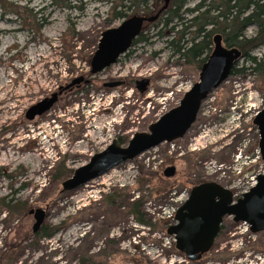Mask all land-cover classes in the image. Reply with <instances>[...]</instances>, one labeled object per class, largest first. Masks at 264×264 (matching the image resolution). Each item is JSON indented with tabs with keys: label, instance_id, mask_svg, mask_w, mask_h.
<instances>
[{
	"label": "rangeland",
	"instance_id": "1",
	"mask_svg": "<svg viewBox=\"0 0 264 264\" xmlns=\"http://www.w3.org/2000/svg\"><path fill=\"white\" fill-rule=\"evenodd\" d=\"M125 1L80 0L70 4L75 9L50 6L59 0L0 3V261L12 243L21 245L14 253L15 264H67L62 258L70 248L67 257L76 264L79 246L86 257L103 253L96 260L102 264H123L131 259L181 264L183 259L172 252L164 225L175 224L173 214L192 188L214 182L239 197L251 178L264 175L257 142L246 136L238 150L229 144L234 134L257 135L252 131L251 115L264 107V77L247 71L232 75L203 104L198 116L203 126L193 134L196 142L187 150L186 160L177 159L185 149L164 144L75 192L62 193V184L109 147L116 136L120 135L127 147L135 135L148 133L199 80L198 62L173 54L170 35L173 29L180 33L187 28L183 37L177 35L176 39L189 48L197 29L190 28L194 16L182 14L211 0H189L180 12L182 18L168 27L163 23L145 27L146 41L135 45L130 57L126 54L116 65L91 74V60L102 34L123 22L116 18L118 13L153 15L161 7L160 0H146L150 12L144 4L128 10ZM36 14L45 21H36ZM28 16L35 18L29 20ZM211 30L208 27L206 31ZM258 32L257 26L242 30L246 40ZM247 52L264 60V43ZM248 68L246 58L236 65L238 71ZM81 78L90 83L74 84ZM33 80L43 88L27 97L18 96L31 88ZM108 80L126 84L104 89ZM141 80L150 82L146 94L136 89ZM62 90L60 101L49 113L34 121L26 119L32 106ZM241 105L244 111L252 108L245 114ZM215 118L226 126H211ZM169 167L176 168L173 178L164 176ZM109 202L116 206L109 207ZM36 209L47 213L43 226L57 232L52 241L40 243L39 251L32 237L35 221L29 216V211ZM135 213L147 220L151 217L153 226L137 223ZM223 226L218 245L199 264H264V232L252 235L248 227L235 224L232 218H226ZM109 241L114 246L107 247ZM54 249L60 253L53 255Z\"/></svg>",
	"mask_w": 264,
	"mask_h": 264
},
{
	"label": "water",
	"instance_id": "2",
	"mask_svg": "<svg viewBox=\"0 0 264 264\" xmlns=\"http://www.w3.org/2000/svg\"><path fill=\"white\" fill-rule=\"evenodd\" d=\"M163 1V6L155 15L132 16L124 20L119 27L102 34L98 49L91 60L92 75L100 74L116 65L118 60L129 52L144 26L156 22L172 2ZM214 42V50L202 68L200 82L184 96L177 108L164 114L151 125L148 133L135 135L127 147H122L118 141H114L105 151L94 155L87 165L76 170L73 176L62 184V193L75 192L120 165L133 161L164 143L182 138L196 122L205 99L227 81L237 63L244 57L237 48L224 49L220 35L215 37ZM118 86L119 84L114 85ZM149 86V80L136 83L140 94H146ZM58 101L57 93L42 100L26 112V119L34 121L44 116ZM254 123L260 130V151L264 160V112ZM175 175L174 167L164 171L165 178H173ZM29 216L35 221L32 228L35 235L43 227L47 213L36 209L29 211ZM225 218H232L237 224L248 225L254 235L264 232V176H259L257 185L236 203L233 193L216 183H204L194 187L188 200L178 209L175 224L168 228L167 234L174 238L176 250L184 255L187 261L196 262L213 247Z\"/></svg>",
	"mask_w": 264,
	"mask_h": 264
},
{
	"label": "trees",
	"instance_id": "3",
	"mask_svg": "<svg viewBox=\"0 0 264 264\" xmlns=\"http://www.w3.org/2000/svg\"><path fill=\"white\" fill-rule=\"evenodd\" d=\"M6 0H0V3H4ZM80 2V0H59V2H52L50 6L55 7L60 4L66 8L75 9V7H71V3ZM124 1V0H122ZM126 4H129L128 10L130 7L140 8L143 4L147 6V11L150 12L148 1L146 0H126ZM189 0H173L169 6V8L160 16V18L152 24L146 25V27H157L160 23H163L165 27H168L176 20H180L182 17L180 15L181 10L188 4ZM140 6V7H139ZM4 8V7H3ZM125 8V7H124ZM145 12V10H142ZM12 14H17L16 12ZM31 14V12H30ZM36 21L44 22L45 19L43 17L37 18ZM42 15V13H39ZM182 15H191L194 16L189 22L191 23L190 28L197 29L196 37L190 43V47L180 46L181 40H177V35H182L187 31L176 32L175 29L171 31L172 40L169 42L170 48L173 50V54H183V56L193 57L194 59L201 58L205 53L209 52V46L211 45V37L213 35H222L225 41V44L229 48H237L239 49L244 58H246L250 62V68L245 70H237L236 67L233 69L231 76L236 74H245V72L249 71L253 76L264 77V60H258L256 58H252L248 55L247 50L250 48H255L257 44L264 40V0H211L208 5H206V1L198 6L196 9L188 10L187 13H183ZM212 15H215L214 17ZM32 16H28L29 20H32ZM143 16H151V15H143ZM168 17L165 19V17ZM118 20H125L129 18L127 13H118L116 15ZM35 21V20H34ZM36 26L38 22H34ZM28 26L30 25L27 24ZM41 25V24H40ZM247 26H257L259 28V32L261 35L250 40H246L243 36L242 30ZM208 27H212V30L208 33L206 32ZM145 29V28H144ZM144 29L140 36L133 42L132 47L137 45L140 42L146 41L144 37ZM199 38H203L202 41H199ZM262 38V39H261ZM187 44V45H188ZM188 48V49H186ZM182 51L184 53H182ZM203 63V62H202ZM201 63V64H202ZM198 185V184H197ZM109 207L116 206L114 203L109 202ZM134 206V205H133ZM138 208L136 204L134 207ZM136 216V222L144 225L146 227H152L151 217L149 220L144 218V216H139L138 213L134 214ZM170 223H166L165 230L167 231ZM57 232L55 229L49 226H43L41 230L37 234H32V237L35 239L36 246L38 251L41 250L40 243L52 241V239L56 236ZM167 237V235L165 234ZM17 238H14L16 241ZM107 247L114 246L110 241L107 242ZM14 247L13 244H8L6 246V251L1 254L0 264H15L14 254L18 251L21 245H17ZM20 247V248H19ZM171 250L176 256H179L184 261L181 264H199V262H188L185 257L181 255L179 252L175 250L174 245L171 246ZM53 255H57L60 253V249H54L52 251ZM69 253L62 258V262L67 264H71V259H69L68 254L71 255V248ZM85 251L81 246L76 249V254L74 255L76 264H102L100 262H96V260L100 257H103V253H98L95 257H86ZM74 253V252H73ZM169 258V257H168ZM73 260V259H72ZM123 264H153L150 261H137L135 259H131L125 261Z\"/></svg>",
	"mask_w": 264,
	"mask_h": 264
},
{
	"label": "flooded vegetation",
	"instance_id": "4",
	"mask_svg": "<svg viewBox=\"0 0 264 264\" xmlns=\"http://www.w3.org/2000/svg\"><path fill=\"white\" fill-rule=\"evenodd\" d=\"M161 2H160V5L161 6H163V4H164V1L163 0H160ZM159 11V10H158ZM157 12V11H156ZM207 32V31H206ZM208 33V32H207ZM220 35V34H219ZM261 35V32H258V34H257V36L256 37H258V36H260ZM217 35H214V36H212L211 37V45L209 46V49L210 50H208L209 52H207V53H205L201 58H203L201 61H199L201 58H197V59H194L193 57H191V59H194L196 62H198V66H199V70H200V72H199V80H198V82L197 83H195L193 86H192V88L188 91V92H190L199 82H200V79H201V72H202V68H203V66L207 63V61H208V59H209V57L211 56V54H212V52H213V50H214V47H215V42H214V39H215V37H216ZM221 37H222V45H223V48L224 49H230L229 47H227V45L225 44V41H224V38H223V36L222 35H220ZM262 39V38H261ZM203 40V38H199V40H198V42L199 41H202ZM264 43V40H262V41H260V44H263ZM133 47H131V49H132ZM130 49V50H131ZM129 50V51H130ZM243 54V53H242ZM130 55V52H128V56ZM181 57H187V58H190V57H188V56H183L182 54L180 55ZM244 56V55H243ZM124 57V56H123ZM130 57V56H129ZM122 58V57H121ZM121 58L119 59V61L121 60ZM185 59V58H184ZM243 59H245L244 57H243ZM118 61V62H119ZM203 62V63H202ZM202 63V64H201ZM231 77V76H230ZM229 77V78H230ZM229 78L227 79V81L229 80ZM226 81V82H227ZM81 82H84L85 84H89L90 82L89 81H87V80H85L84 78H81V79H79V80H77V81H75L74 82V84H76V83H81ZM226 82H224V83H226ZM223 83V84H224ZM117 84H119V86H124L125 84H126V81H118V82H114V81H110V80H108V82L107 83H104L103 84V88L104 89H108V90H110V89H113V88H117V87H114V85H117ZM118 86V87H119ZM149 90V89H148ZM217 90V89H216ZM215 90V91H216ZM188 92H186L185 93V95L188 93ZM214 92V91H213ZM212 92V93H213ZM211 93V94H212ZM62 94H63V90L62 91H60L59 92V101H60V97L62 96ZM211 94L207 97V99H205V101L202 103V105H201V109H202V107H203V104L206 102V101H208L209 100V98H210V96H211ZM184 95V96H185ZM184 96H183V98H184ZM183 98L181 99V101L179 102V104L176 106V108L181 104V102H182V100H183ZM58 101V102H59ZM55 107V106H54ZM53 107V108H54ZM252 108V107H251ZM251 108L249 109V110H247V111H244L243 109H242V105L240 106V109L242 110L241 112L242 113H245V114H248L249 113V111L251 110ZM201 109H200V112H201ZM235 109H238L237 107L235 108ZM171 111V110H170ZM240 111V110H239ZM200 112H199V114H200ZM264 112V107H259V109H258V111L256 112V113H254V114H252L251 115V126H252V128H253V130L252 131H254V129H255V131H256V136H255V132H251L250 134H247V135H241L240 133L239 134H234L233 136H231L230 137V139H231V141L229 142V144H232L233 146H234V150H238V146H240L241 145V143L243 142V141H245V137L246 136H250L251 137V140H252V142L255 144V142H257V145H258V149L260 148V130H259V128H258V126L257 125H255V120H256V118L258 117V116H260L262 113ZM168 113V112H167ZM166 114V113H165ZM199 116V115H198ZM213 124L211 125V126H226V122H223V121H219V120H217L216 118L215 119H212V121H211ZM211 122H209L208 124L210 125V123ZM202 126H203V124H201L200 122H199V120H198V117H197V120H196V122L194 123V125L191 127V129L182 137V138H180V139H178V140H176V141H174V142H172V143H166L165 145H173V144H178L179 145V148H181V149H185L184 151H182V152H180L178 155H177V159H181V160H183V159H187V157H186V153L188 152V151H190V145H192L193 144V142L196 140V137H192L193 136V134H198V129L201 127L202 128ZM206 124L204 125V128H206ZM238 127V126H237ZM242 133V132H241ZM227 136V138H229V135H226ZM257 137H259L258 139H257ZM229 139V140H230ZM118 141V143H119V145L120 146H122V147H124L123 145H124V140H123V138H120V135L119 136H116L115 137V139L113 140V141ZM234 140V142L232 143V141ZM189 142H191L190 144H189ZM196 142V141H195ZM187 145H188V147H187ZM105 149V148H104ZM188 150V151H187ZM195 150H196V148H195ZM195 150H193V151H195ZM238 159L239 160H242L243 159V156L242 155H240L239 157H238ZM91 160V159H90ZM224 226H223V224L221 225V231H220V233H219V235L217 236V238H216V240H215V242H214V245H213V247H212V249H211V251L218 245V242H219V240L221 239V237L223 236V233H224ZM203 260V257H201V259L199 260V262L200 261H202Z\"/></svg>",
	"mask_w": 264,
	"mask_h": 264
},
{
	"label": "bare ground",
	"instance_id": "5",
	"mask_svg": "<svg viewBox=\"0 0 264 264\" xmlns=\"http://www.w3.org/2000/svg\"><path fill=\"white\" fill-rule=\"evenodd\" d=\"M42 53H44L43 51H42ZM4 84L3 83H1V86H3ZM30 89L28 90V91H24V92H20V93H18L17 95L19 96V95H23L24 97H27V95L28 94H32V93H35L34 91L35 90H39V88H43V85L40 83V82H38L37 80H33V83H31L30 84ZM1 88V87H0ZM8 88H10V86L8 87ZM39 92V91H38Z\"/></svg>",
	"mask_w": 264,
	"mask_h": 264
},
{
	"label": "built area",
	"instance_id": "6",
	"mask_svg": "<svg viewBox=\"0 0 264 264\" xmlns=\"http://www.w3.org/2000/svg\"><path fill=\"white\" fill-rule=\"evenodd\" d=\"M250 180H251V183H250V182L247 183V185H249V186L247 187V189H246L243 193L249 191L250 188L254 186V184H255V178L253 177V178H251ZM171 217H172V216H171Z\"/></svg>",
	"mask_w": 264,
	"mask_h": 264
}]
</instances>
